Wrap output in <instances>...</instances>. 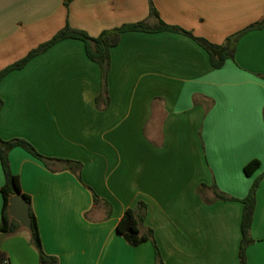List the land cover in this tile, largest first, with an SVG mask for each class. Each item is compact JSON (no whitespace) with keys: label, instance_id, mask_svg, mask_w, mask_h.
Listing matches in <instances>:
<instances>
[{"label":"crops","instance_id":"1","mask_svg":"<svg viewBox=\"0 0 264 264\" xmlns=\"http://www.w3.org/2000/svg\"><path fill=\"white\" fill-rule=\"evenodd\" d=\"M151 6L163 23L215 44L264 18V0H0V70L66 25L91 37L154 25ZM99 93L100 69L72 38L0 81V138L48 158L8 152L44 253L57 264H156L154 242L164 264H239L241 201L260 177L245 255L264 264V28L240 36L219 69L186 34L123 32L97 105ZM63 160L81 164L78 176ZM252 160L259 166L246 175ZM138 201L153 242L131 246L116 224ZM1 213L0 192V224ZM2 261L39 264L28 228L0 231Z\"/></svg>","mask_w":264,"mask_h":264},{"label":"trees","instance_id":"2","mask_svg":"<svg viewBox=\"0 0 264 264\" xmlns=\"http://www.w3.org/2000/svg\"><path fill=\"white\" fill-rule=\"evenodd\" d=\"M69 0H65L67 4ZM150 16L157 19V23L154 25L147 24L146 22H137L133 24H125L113 29L104 30L98 36L91 37L86 32L78 29L71 28L69 26H65L56 32L50 39L46 42L38 45L36 48L30 50L28 54L14 62L13 64L6 66L2 70H0V81L8 73L13 69L22 68L32 57L39 55L46 51L51 45L54 43L66 39H78L83 42L84 49L87 57L94 61L99 69H100V93L96 97V103L99 105V100L101 98L107 99V75L109 71V58H110V48L115 46L119 39L120 35L126 31H144V32H152V31H176L183 34H186L193 38L208 54L210 65L219 69L223 66L225 60L230 59L234 55L235 44L240 36H242L245 32L252 29H263L264 28V18L247 26L245 29L229 36L226 38L225 42L222 44L212 43L201 37H194L191 33L178 28L169 26L163 23L159 18L154 7L150 8ZM2 107V99L0 98V109ZM20 147L24 149L26 152L39 159L40 161L46 163L48 158L39 154L35 148L26 140L21 138H12L8 140H3L0 138V165L2 168V172L4 175V182L0 188V192L2 195V213H1V224L0 231L12 233L20 228V224L17 220L13 219L8 214V206H9V197L15 194H20L23 196L24 200L28 204V215L30 218V241L34 248L38 253L39 264H57V259L53 256H48L42 250V246L39 239L38 228L36 224V220L34 214L30 207V198L28 195L23 193L20 189L18 176L13 174L10 169L8 152L14 148ZM66 166L72 172L78 176V170L80 169L79 162H71L68 160H63ZM259 166V162L257 160H252L248 162L243 170L246 175H250L254 170H256ZM260 177H257L252 185L249 188V191L245 198L242 199V215H241V223H240V232L241 239L239 244L238 256H239V264H247L246 263V248L253 242L252 237L250 236V225L254 212V202H255V193L258 187ZM206 186L201 184L198 186V193L201 195V191ZM214 196L217 199H228V197L217 190H214ZM94 202L100 200L98 196L93 194ZM145 210L146 206L143 202L138 201L135 206L126 208L116 224V231L120 234L124 240L131 246H137L146 240H152V231L147 228L142 230V223L145 218ZM154 244V251L156 256V264H164L159 251Z\"/></svg>","mask_w":264,"mask_h":264},{"label":"water","instance_id":"3","mask_svg":"<svg viewBox=\"0 0 264 264\" xmlns=\"http://www.w3.org/2000/svg\"><path fill=\"white\" fill-rule=\"evenodd\" d=\"M8 214L16 219L23 227L30 228V218L28 215V204L20 194L9 197Z\"/></svg>","mask_w":264,"mask_h":264},{"label":"built area","instance_id":"4","mask_svg":"<svg viewBox=\"0 0 264 264\" xmlns=\"http://www.w3.org/2000/svg\"><path fill=\"white\" fill-rule=\"evenodd\" d=\"M0 264H8L7 261H2Z\"/></svg>","mask_w":264,"mask_h":264}]
</instances>
